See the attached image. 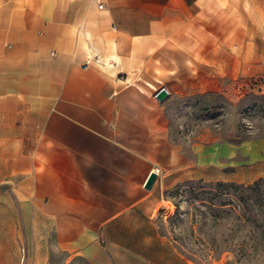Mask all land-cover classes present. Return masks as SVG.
Instances as JSON below:
<instances>
[{"label":"crops","instance_id":"1","mask_svg":"<svg viewBox=\"0 0 264 264\" xmlns=\"http://www.w3.org/2000/svg\"><path fill=\"white\" fill-rule=\"evenodd\" d=\"M262 94L264 0H0V264H233L158 219L188 180L264 179V130L189 135L167 108Z\"/></svg>","mask_w":264,"mask_h":264},{"label":"rangeland","instance_id":"2","mask_svg":"<svg viewBox=\"0 0 264 264\" xmlns=\"http://www.w3.org/2000/svg\"><path fill=\"white\" fill-rule=\"evenodd\" d=\"M167 113L189 135L211 125L208 119L212 118L219 120L222 129L233 128L234 114L238 131L254 127L263 131L264 94L246 95L231 105L224 95L174 96ZM213 186L239 187L233 191ZM164 195L169 203L164 204L166 215L158 219V227L191 258L210 261L223 256L233 264H264V180L249 185L188 180ZM47 264L88 263L61 251Z\"/></svg>","mask_w":264,"mask_h":264},{"label":"water","instance_id":"3","mask_svg":"<svg viewBox=\"0 0 264 264\" xmlns=\"http://www.w3.org/2000/svg\"><path fill=\"white\" fill-rule=\"evenodd\" d=\"M155 98L157 99V100H162L165 96H166V92H165V90L163 89V88H160L156 93H155ZM155 178H156V175L153 173V172H151V173H149L148 175H147V177L145 178V181H144V183H143V187L145 188V189H149L150 187H151V185H152V183H153V181L155 180Z\"/></svg>","mask_w":264,"mask_h":264},{"label":"trees","instance_id":"4","mask_svg":"<svg viewBox=\"0 0 264 264\" xmlns=\"http://www.w3.org/2000/svg\"><path fill=\"white\" fill-rule=\"evenodd\" d=\"M258 180H264V179H258ZM258 180H256V181H258ZM256 181H254V182H256ZM216 184L217 183H219V184H222V182H215ZM224 183H228V184H232V182H224ZM213 187H216V189H223V190H225L226 188H230V189H233V191H235L236 190V188H238L239 186H213ZM245 188H248V189H250V186H244Z\"/></svg>","mask_w":264,"mask_h":264},{"label":"built area","instance_id":"5","mask_svg":"<svg viewBox=\"0 0 264 264\" xmlns=\"http://www.w3.org/2000/svg\"><path fill=\"white\" fill-rule=\"evenodd\" d=\"M93 60H94V61H97L96 58H94ZM87 64H88V61H86V62L82 65V67H85ZM152 171L154 172V174H155L156 176L159 174V170H158L157 168H153Z\"/></svg>","mask_w":264,"mask_h":264}]
</instances>
